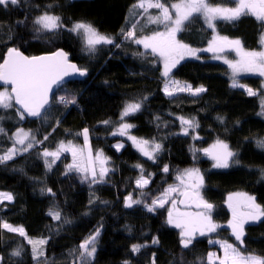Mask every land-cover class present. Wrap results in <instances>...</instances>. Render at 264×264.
Wrapping results in <instances>:
<instances>
[{"label":"trees","instance_id":"1","mask_svg":"<svg viewBox=\"0 0 264 264\" xmlns=\"http://www.w3.org/2000/svg\"><path fill=\"white\" fill-rule=\"evenodd\" d=\"M177 1L161 0L169 7ZM208 2L235 6L234 0ZM138 3L139 0H18L16 5L0 6V62L9 47L28 57L63 49L71 61L88 72L84 81L61 87L51 107L37 121L21 119L14 106L0 109V128L4 130L0 133V156L16 149L12 159L0 163V193L12 196L11 201L0 202V264H81L79 245L97 229L96 252L88 264H208V253L218 250L209 240L238 244L228 227L232 219L224 205L228 195L254 197L264 210V148L257 145L264 139L262 78L238 80L256 95L233 88L228 67L213 61L212 53L205 51L196 59L180 60L167 78L205 91L195 96H166V78L159 57L125 39L121 31H134L136 38H142L162 27V23H146L147 15L157 16L159 10L150 8L145 13L136 7ZM45 14L59 17L63 27L39 34L34 21ZM76 22L91 24L114 43L96 45L95 51L88 53L82 38L69 31ZM262 31L263 23L252 15L217 21L213 29L207 28L200 16L193 15L177 39L191 48L203 49L214 37L216 45L223 48L221 38L226 37L240 40L246 51H253L258 50ZM229 56L234 58L232 53ZM118 69L128 74L125 82L129 85L120 84L121 77L113 73ZM62 96L75 103H60ZM129 103H139L141 107L121 120ZM180 117L198 126H182ZM121 123L133 125L127 130L128 136L161 145L155 162L135 150L128 138L113 136ZM183 128H187V135ZM17 129L34 137L28 151L18 150L14 144L12 133ZM84 129L88 130L92 152L101 151L107 158L110 172L102 182L86 180L69 170L71 159L67 155L54 163L43 156L45 150L53 151L61 142H72L81 149ZM217 140L234 153L226 169L212 168L213 161L204 153ZM117 144L122 145L119 150ZM136 165H141L143 173ZM165 165L167 173L163 171ZM188 169L201 173V197L213 205L212 219L223 227L215 234L194 236L193 243L183 248L180 230L167 223L168 204L153 212L144 206L161 196L179 172ZM142 175L149 183L137 189L136 181ZM129 196L141 203L125 207ZM50 210L59 211L61 219L54 220ZM5 223L22 227L27 238L7 231L2 226ZM33 239L45 241L44 255L37 259L28 243ZM243 240L238 249L243 255L264 257V217L245 226ZM133 245L140 246L139 251L133 252ZM17 250L20 254L12 255Z\"/></svg>","mask_w":264,"mask_h":264},{"label":"snow or ice","instance_id":"2","mask_svg":"<svg viewBox=\"0 0 264 264\" xmlns=\"http://www.w3.org/2000/svg\"><path fill=\"white\" fill-rule=\"evenodd\" d=\"M18 0H0V6H7L8 4L16 5ZM234 7H223L213 6L208 0H179L178 3H171L170 7L166 6L165 2L161 0H139L136 7L144 10L145 13L148 9L155 8L159 10V15H147L146 23L150 24H164L165 31L153 32L152 35H145L142 38H136L134 31L125 32V39L133 40L138 45L148 50L150 49L152 54L158 56L163 62V73L162 75L166 78L164 92L168 96L174 95L176 91L184 92L187 91L192 95H197L200 92L205 91L203 87L193 89L191 85H181L178 81H172L169 85L167 78L169 74L179 63L180 60L184 59L185 56H195L196 50L190 46L181 43L177 39V33L183 30L186 21H189L194 14H200L204 17L208 27L213 28V21L216 19L236 20L241 15H252L258 21L264 22V0H234ZM171 9V10H170ZM174 12V16L173 13ZM34 23L39 25L40 29L53 31L58 27H63L60 22V18L53 15H42L39 16ZM135 27V26H134ZM69 31L82 34L85 41V49L88 53L94 52L96 45L99 44H113L114 41L111 37L100 34L91 24L84 22H76L69 29ZM228 44L235 46L237 55L240 59L233 62L225 59V63L233 71V82L232 87H244L237 83L234 79L236 73L240 71L258 72L261 76H264V51H250L245 52L240 47V40L229 41L226 37L221 38ZM217 38L214 37L213 41L209 43V47L204 51H222V47L216 45ZM261 42L264 43V36L261 37ZM119 46V45H117ZM219 58V57H217ZM79 73L83 76L86 74L85 69L78 68L75 64L68 61V56L63 51H57L50 56H25L19 49L9 47L7 53L4 55L2 62H0V83L3 85H10L11 90L7 88L4 91H0V107L10 108L13 107V101L16 105H19L23 109V113L28 116L39 117L41 116L42 110L49 103V93L51 92L54 85H59L64 77L72 74ZM246 91L250 96L256 95L251 88H246ZM60 103L67 105L68 103H75V100H68L65 97H60ZM141 105L139 103H129L125 106L121 113V120L124 117L129 116L139 111ZM262 110H264V100L261 102ZM23 113L20 114V118L24 119ZM264 114V111H262ZM182 126L187 125L188 127L198 126L194 125L193 120L184 119L180 117ZM108 124V121H104ZM133 127L128 123H121L117 132H113V135H125L127 130ZM4 130L0 128V133ZM185 135L188 134L187 128H183ZM83 135L85 138V145L87 146L88 130L84 129ZM30 137L29 132H24L22 129L15 134V143L19 145H25V141ZM34 139V137H33ZM47 139V137H45ZM128 139L132 141L133 145L137 150L147 159L155 162V153H157L161 145L155 142H150L144 139H137L135 136H128ZM152 143L154 146L149 149V144ZM258 147L264 148V141H257ZM32 147L31 143L24 146L23 151H28ZM122 145L117 144L116 148L119 150ZM15 148L10 149L7 154L0 156V163L12 159ZM78 150L71 142L64 144L61 142L56 151L45 150L43 152L44 157H53V163L55 159H59L61 152H71L73 157V164L69 165V170L76 168L78 171H91L93 182H102L108 169L104 167L107 162V158L103 156L102 152L95 154V161L100 162L99 177L95 170V161L92 160L91 154H89V164L83 169L77 163ZM205 155L209 156L213 161V167L215 168H227L229 167V160L234 156V153L228 150V145L223 141L217 140L211 148L204 149ZM80 159H83L82 151ZM46 164L48 161L46 160ZM51 167L50 164H48ZM136 167L143 169L141 165ZM164 172H168L169 168L167 165L163 168ZM180 181V187L169 186L164 189L161 196L152 200L151 205L145 204V207L149 212L155 210V207L163 208L166 203L169 202V197L172 193H178L183 196V200L177 201V199H171L172 207L169 208L167 223L173 225L176 228L181 229V246L188 248L194 239V234L199 233L204 236L208 233L215 232L219 225L213 222L211 211L213 205L203 200L200 197L199 189L203 185V177L200 175L198 169H188L177 176ZM148 179H145L142 175L140 179L136 181L137 187L143 188L148 184ZM50 191V190H49ZM0 199L12 200V196L7 193H0ZM141 203L140 200H133L130 196L125 198V207H131L133 204ZM179 204H195L196 207L202 208V212L195 214L191 212H181L178 210L177 205ZM228 207L232 212V219L228 222V227L231 229L232 235L238 242L237 246H234L227 241H212L209 243L220 244L223 249V258H218L214 253L208 254V264H213V261L219 259V264H264V257H260L255 254L243 255L239 248L244 244V225L249 220L256 221L261 217H264V210L255 203L254 197L246 196L245 194L238 193L235 196L230 195L228 197ZM246 209V211L244 210ZM49 215L54 220H60L61 214L57 210H50ZM3 228L9 232H16L19 235L25 236L24 229L13 227L7 223L2 225ZM99 235V229L96 233L79 245V259L81 264H88V258L94 256L96 252V238ZM158 241L153 240V243ZM33 244V258L37 259L39 256L44 255L43 251H39L36 244H43L45 241H31ZM140 246L133 245L132 251H139ZM19 250L14 251L12 255H19ZM155 264V262H153Z\"/></svg>","mask_w":264,"mask_h":264},{"label":"rangeland","instance_id":"3","mask_svg":"<svg viewBox=\"0 0 264 264\" xmlns=\"http://www.w3.org/2000/svg\"><path fill=\"white\" fill-rule=\"evenodd\" d=\"M179 1H177V2H175V3H178ZM210 3V2H209ZM211 4V3H210ZM212 5V4H211ZM213 6H215V5H213ZM171 10V9H170ZM173 14V16H174V12L172 13ZM153 16H156V13H153L152 14ZM194 15H198V16H200L201 17V19L203 20V22H204V24L207 26V28H209V29H213V28H210V27H208V25H207V23L205 22V19H204V17L202 16V15H200V14H194ZM40 16H42V15H40ZM39 17V16H38ZM38 17H36V19L38 18ZM35 19V20H36ZM221 20H226V19H216V20H214L213 21V25H215V22H217V21H221ZM226 21H231V20H226ZM187 22V21H186ZM185 22V23H186ZM262 22V21H261ZM263 23V31H262V36H264V22H262ZM36 25V24H35ZM36 27H37V29L39 28V25H36ZM165 26H164V24L162 25V27L159 29V30H157V31H165ZM164 29V30H163ZM43 31H47V30H43V29H40L38 32H39V34L40 33H42ZM75 34H77V33H75ZM178 34V33H177ZM79 37H81L82 38V40H83V42L85 43V41H84V38H83V36H82V34H77ZM229 41H232V40H237V39H230V38H227ZM212 41H213V39H212ZM223 48H224V50L223 51H214V52H211L212 54H211V59L213 60V61H215V62H219V63H221V64H223V65H225V66H227L228 67V69L230 70V73H231V79H232V82H233V71H232V69L228 66V64L227 63H225L224 61H225V59H227V60H230V61H233V62H235V61H237V60H239L240 59V56H238L237 55V51H236V48H235V46H233V45H231V44H228V43H226L225 41H223ZM142 46V45H141ZM240 47L243 49V51H245V52H250V51H246L244 48H243V46H242V44L240 45ZM194 49V48H193ZM204 49H207V48H203V49H195L196 50V55L195 56H190V55H188V56H185L184 57V59L185 58H189V59H191V58H198V54H201V53H204L205 51H204ZM144 50L145 51H147V52H150V51H148V50H146L145 48H144ZM253 51H264V43H262L261 41H260V43L258 44V50H253ZM150 53H152V52H150ZM229 53H232V54H234V58H231L230 56H229ZM158 57V56H157ZM217 57H219V58H217ZM160 59V58H159ZM160 62H161V67H162V73H163V70H164V67H163V62H162V60L160 59ZM114 75H116L117 76V78H119V77H121V78H119V80H120V84L121 85H129L128 83H126L125 82V78L128 76V74L123 70V69H118V70H115L114 72ZM170 75V74H169ZM164 77V76H163ZM243 77H260V78H262V80H263V87H264V76H261L258 72H248V71H240V72H238V73H236V75H235V77H234V79L237 81V83L238 84H240L239 82H238V80L240 79V78H243ZM165 78V77H164ZM172 81H174L173 79H170V80H168V83H169V85H171V83H172ZM181 85H187V84H182V83H180ZM241 85V84H240ZM231 86H232V84H231ZM164 88H165V84H164V86H163V91H164ZM233 88H236V89H241V90H243V91H245L246 92V94H248V92L246 91V88L247 87H233ZM6 88H0V91H4ZM165 93V92H164ZM181 93H183V94H188V95H190V96H192V94L191 93H189V92H187V91H184V92H180V91H176L175 93H174V95H178V94H181ZM256 93V92H255ZM198 94H200V93H198ZM197 94V95H198ZM166 95V94H165ZM174 95H172V96H168V95H166V96H168V97H173ZM249 95V94H248ZM195 96V95H194ZM253 96V95H252ZM261 102H262V100H261ZM260 102V103H261ZM0 109H5V108H2V107H0ZM262 111H264V110H262ZM261 116L264 118V114H262V112H261ZM118 128H119V126L115 129V131L114 132H117V130H118ZM19 130H21V129H17V130H15L13 133H12V138H13V141H14V144L17 146V149L19 150V149H22V148H24V146L25 145H27L28 143H31L32 141H33V139L31 138V137H29V139L28 140H26L25 141V145H19V144H16L15 143V134L19 131ZM23 130V129H22ZM24 132H28V131H25V130H23ZM112 134H113V132H112ZM113 136H115V137H125V138H128V134L126 133L125 135H119V134H116V135H113ZM82 139H83V143H82V148L80 149L79 147H77V145L76 144H73L72 142V144L78 149V150H81L82 151V156H83V159L81 160L80 159V156H81V151H78V159H77V163H78V165L80 166V168L81 169H83L84 167H87L88 166V164H89V154H91V158H92V160H94L95 161V154L97 153V152H101V151H96V153H93L92 152V148H91V145H90V139H89V134H88V140H87V146L85 145V138H84V135H83V132H82ZM131 141V140H130ZM261 141H264V139L263 140H261ZM131 143H132V141H131ZM64 144H67V143H64ZM59 146V145H58ZM132 146H133V148L135 149V150H137V148L133 145V143H132ZM154 145L152 144V143H150L149 144V149H151V147H153ZM58 148V147H57ZM57 148L55 149V150H53V151H56L57 150ZM208 148H211V146L210 147H208ZM138 151V150H137ZM139 152V151H138ZM140 153V152H139ZM141 154V153H140ZM62 155H67V156H69L70 157V159H71V163L69 164V165H72L73 164V157H72V154H71V152H61L60 153V155H59V158L62 156ZM142 155V154H141ZM104 156V155H103ZM143 156V155H142ZM145 157V156H144ZM210 158V157H209ZM47 159H49V160H52L53 161V157H47ZM211 159V158H210ZM231 160H229V167L231 166V161H232V158H230ZM55 160H57V159H55ZM212 160V159H211ZM213 161V160H212ZM213 164H214V161L212 162V168H214V169H226V168H215V167H213ZM68 165V166H69ZM104 167H106L107 169H108V172H107V174L106 175H108V173L110 172V170H109V167H108V162H106V164L104 165ZM69 168V167H68ZM228 168V167H227ZM73 171H75V173H79V174H81L83 177H84V179H86V180H92V176H91V171L89 170L88 172H85V171H78V170H76V168H73L72 169ZM95 170H96V173H97V177H99V172H100V162L99 161H95ZM185 171V170H184ZM184 171H181V172H179L175 177H174V182H173V184L172 185H170V186H177V187H180V181L177 179V176H179L181 173H183ZM200 173V172H199ZM105 175V176H106ZM200 175H201V173H200ZM202 176V175H201ZM149 183V182H148ZM148 185V184H147ZM146 185V186H147ZM136 186V188L137 189H143V188H145L146 186H144L143 188H140V187H137V184L135 185ZM169 187V186H168ZM167 187V188H168ZM202 188H203V185L200 187V189H199V193H200V197H201V194H202ZM8 194V193H7ZM236 194H238V193H234V194H231L232 196H235ZM246 195V194H245ZM181 195H179L178 193H172L171 195H170V197H169V202L168 203H166V204H168V208H171L172 207V205H171V199L172 198H175V199H177V201H178V198L180 197ZM230 195H228L227 197H226V199H225V203H224V205L226 206V208L229 210V212H231V210L229 209V207H228V197H229ZM246 196H248V195H246ZM1 201H9V200H7V199H0V202ZM165 204V205H166ZM151 205V204H150ZM144 209L145 210H147V208L144 206ZM156 209H160V207H155V210ZM203 210H200V211H195V210H182L181 212H191V213H193V214H195V213H197V212H202ZM153 212V211H152ZM231 215H232V212H231ZM212 216V215H211ZM263 217H261L259 220H256V221H252V220H249L247 223H245V225H244V228H245V226H247V225H249V224H253V223H256V222H258V221H260L261 219H262ZM214 222V221H213ZM215 224H217V225H219V227L217 228V230L221 227H223V225L221 226V224H219V223H217V222H214ZM173 226V225H172ZM14 227V226H13ZM16 228H21V227H16ZM226 228H227V226H226ZM179 229V228H178ZM7 230V229H6ZM180 230V232H181V229H179ZM8 231V230H7ZM14 233H16V232H14ZM216 232H212V233H208V234H215ZM197 235H200L199 233H195L194 234V236H197ZM31 241H41V239H33V240H31ZM212 241H217V240H212ZM220 241H224V240H220ZM28 243H29V241H28ZM30 245H31V249H32V252H33V244H31V243H29ZM210 245H215L216 247H217V249L218 250H216V251H212L211 253H214L215 254V256L216 257H218V258H223V256H224V252H223V249L220 247V244H217V243H209ZM36 247H37V249L39 250V251H42V244H36ZM210 253V252H209ZM208 253V254H209ZM40 257V256H39ZM93 257H91V258H88L89 260H91ZM207 261H208V255H207ZM216 263H218L219 264V259H216V260H214L213 261V264H216Z\"/></svg>","mask_w":264,"mask_h":264},{"label":"water","instance_id":"4","mask_svg":"<svg viewBox=\"0 0 264 264\" xmlns=\"http://www.w3.org/2000/svg\"><path fill=\"white\" fill-rule=\"evenodd\" d=\"M57 51H63L65 52L63 49H58L52 53H48V54H43V55H39V56H50L54 53H56ZM7 53V52H6ZM5 53V54H6ZM66 53V52H65ZM4 54V55H5ZM67 54V53H66ZM26 56V55H25ZM68 56V61L72 64H75L78 68H80L75 62L70 60L69 55ZM88 77V72L86 71V74L81 76L79 75V73H72L66 77H64V79L61 81V83L59 85H54L51 92L49 93V103L45 106V108L42 110L41 116L39 117H33V116H28L26 113H23V109L20 108L19 105H16L15 102L13 101V106L20 112L23 113L24 117L28 120H32V121H37L39 120L44 114L45 112L51 107V103H52V98L55 95V93L61 88L63 87L65 84L70 83V82H78V81H84L86 78ZM0 88H7L9 91L11 90V86L10 85H3L2 83H0ZM184 197L181 196L179 200H183ZM178 208L180 209H189V210H195V211H200L203 210L202 208H198L196 207L195 204H189V205H185V204H179L178 203ZM246 210V209H245Z\"/></svg>","mask_w":264,"mask_h":264}]
</instances>
